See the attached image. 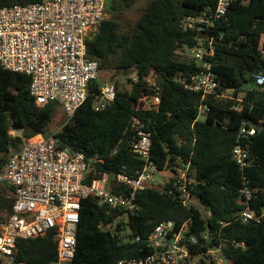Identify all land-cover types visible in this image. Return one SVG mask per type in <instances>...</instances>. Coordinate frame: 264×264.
<instances>
[{"label":"trees","instance_id":"trees-1","mask_svg":"<svg viewBox=\"0 0 264 264\" xmlns=\"http://www.w3.org/2000/svg\"><path fill=\"white\" fill-rule=\"evenodd\" d=\"M41 1L0 0V8ZM133 4L134 0H106V8L111 11ZM216 6L217 0H151L131 32H124L117 19L106 18L98 35L87 43L88 57L98 61L100 74L108 71L127 75L123 78L131 89L120 88L116 74L111 76L109 82L116 85V101L105 111L97 112L94 102L104 82H92L86 102L56 133L61 145L82 152L87 158L103 159L99 170L131 175L143 167V161L131 151L130 123L136 117L152 133L151 158L159 169L173 166L177 157L191 159L198 184L192 190L194 203L188 209L166 192L146 189L138 194L140 210L128 219L131 241L127 242L119 233L100 228L102 224H116L117 229L123 230L125 223H118L121 212L94 199L83 200L77 249L71 264H116L145 257L151 253L146 242L151 231L170 220L178 224L191 220V234L200 238L209 235V242L194 247L195 252L220 247L228 264H264V219L259 223H242L234 218L242 208L239 190L244 177L253 190L251 208L257 214L264 210V93L255 88L243 89L252 75L264 73V61L260 58L264 0H233L226 16L208 32L209 39H198L199 31L186 27V18L212 13ZM210 39L215 53L207 60L220 83L219 93L229 91L231 96L202 101L200 93L175 81L178 75L187 79L201 67L194 61L179 59L176 54L184 46H207ZM130 71L136 74L138 82H133ZM153 76L162 88L161 103L157 110L137 109L140 100L151 94L145 80ZM202 103L210 111L196 122ZM57 106L50 103L38 108L30 95V78L0 65V170L11 149L20 150L25 140L47 135ZM259 121L262 123L257 134L241 140L248 146L250 161V166L242 171L232 158V151L240 142V127L243 122L253 126ZM12 131L22 135L12 136ZM114 192L128 190L115 187ZM0 198V202H6L1 204L7 207L8 216L11 215L13 197ZM136 236L141 237V242L133 241ZM16 246L17 263L57 262L53 233L37 239H18ZM201 263L214 264L204 258Z\"/></svg>","mask_w":264,"mask_h":264},{"label":"built area","instance_id":"built-area-1","mask_svg":"<svg viewBox=\"0 0 264 264\" xmlns=\"http://www.w3.org/2000/svg\"><path fill=\"white\" fill-rule=\"evenodd\" d=\"M233 0H217L212 13L200 17H188L185 25L200 33L208 32L224 18ZM106 0H42L25 5L0 8V65L3 69L30 78V95L38 108L50 103L58 104L66 121L73 118L77 110L86 102L92 82L100 79L99 63L90 59L87 43L99 33L106 19ZM213 40L207 46L200 44L190 49L184 46L176 56L182 60L194 61L200 71L176 82L184 84L191 92L200 93L202 101L209 97L227 98L219 93L220 83L207 59L214 56ZM260 58L264 61V39L260 46ZM259 92L264 93V73L251 76ZM138 82V78L133 79ZM147 87L151 94L142 98L137 109L157 110L161 103L162 88L156 77H148ZM117 97L116 85L104 82L94 102L97 112L105 111ZM242 102V100H239ZM200 121L210 111L206 104L199 106ZM242 110V105L237 111ZM258 125L243 122L239 131V143L232 151V158L244 171L250 166L249 150L241 140L257 134ZM132 133L131 151L143 161V167L131 175L111 174L99 170L104 160L87 158L79 151L63 147L56 134L38 135L24 141L20 150H10V156L0 170V188L5 187L14 199L12 213L0 223V264H23L15 259L16 241L44 237L54 234L57 245V262L71 264L77 249V230L83 200L94 199L119 211L118 223H125L124 229L117 225L102 224L100 228L119 233L124 241H131L129 217L138 214L140 207L136 201L138 194L146 189H156L155 176L167 173L162 188L181 206L190 208L194 203L193 188L198 184L192 173L191 159L177 157L173 166L160 170L152 161V133L142 120L134 117L130 123ZM12 131V136H17ZM195 143V139L192 144ZM169 188L166 189V186ZM128 190L116 194L114 188ZM242 208L234 218L242 223L261 222L264 210L257 214L252 208L253 190L247 179L239 190ZM193 221L178 224L166 221L158 224L147 237L151 253L145 257L124 259L116 264H202L206 259L214 264H228L222 257L220 247H210L203 252L193 251L202 242H209L208 234L203 238L191 234ZM224 226L225 224L222 223ZM134 242H141L136 236Z\"/></svg>","mask_w":264,"mask_h":264},{"label":"rangeland","instance_id":"rangeland-1","mask_svg":"<svg viewBox=\"0 0 264 264\" xmlns=\"http://www.w3.org/2000/svg\"><path fill=\"white\" fill-rule=\"evenodd\" d=\"M151 0H134V4L127 9H118L117 11H111L109 9L106 8V16L105 18H115L118 21H120L121 25H122V30L124 32H131L135 26V24L137 23L138 19L140 18V16L143 14V12L145 11L148 3ZM114 72H102L100 74V78L101 80H103L102 82H109L111 79V76H113ZM127 76V75H126ZM126 76H120L119 73L116 74V79L115 81H117L119 83L120 88L123 89H131V86L126 82V80L123 77ZM130 77L132 79L136 78V74H133V72L130 74ZM226 96H231V92L226 93ZM66 123V116L62 110V108L59 106H57L56 110H55V115L52 119L50 128L47 132V135H51V134H56L58 133L62 126ZM17 136L19 134L22 135L21 132H17ZM167 180V173L166 172H160L155 176V182H154V186L156 189H160L164 186L165 181ZM0 197L2 198H6L7 200L10 199L12 197L10 191L5 188V187H1L0 188ZM1 199V198H0ZM1 203H6L3 200L0 202V223L5 222V220L8 217V209L7 207H5L4 204ZM199 209L204 212L203 208H201L199 206L198 202H195ZM1 255H0V259H1Z\"/></svg>","mask_w":264,"mask_h":264},{"label":"water","instance_id":"water-1","mask_svg":"<svg viewBox=\"0 0 264 264\" xmlns=\"http://www.w3.org/2000/svg\"><path fill=\"white\" fill-rule=\"evenodd\" d=\"M206 38H207V34L206 33H200L199 36H198V39H200V40H204ZM130 73H132V71H130ZM125 75H126V73H125ZM98 81L101 82V79H99ZM254 88H256V83L255 82L248 83V84H246L243 87L244 90L254 89Z\"/></svg>","mask_w":264,"mask_h":264},{"label":"crops","instance_id":"crops-1","mask_svg":"<svg viewBox=\"0 0 264 264\" xmlns=\"http://www.w3.org/2000/svg\"><path fill=\"white\" fill-rule=\"evenodd\" d=\"M16 134H18V133H16ZM19 135H21V134H19Z\"/></svg>","mask_w":264,"mask_h":264}]
</instances>
